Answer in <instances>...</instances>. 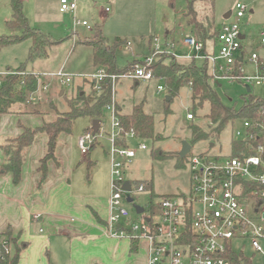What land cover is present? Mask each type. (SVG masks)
I'll return each instance as SVG.
<instances>
[{"label":"rangeland","instance_id":"374dc122","mask_svg":"<svg viewBox=\"0 0 264 264\" xmlns=\"http://www.w3.org/2000/svg\"><path fill=\"white\" fill-rule=\"evenodd\" d=\"M60 1L22 0L23 12L29 26L59 42L52 47L49 57L28 61L31 46L29 40L0 49V79L3 80L8 72L16 74V69L22 64L26 65L27 72L40 75L41 89L35 95L36 101L30 99L25 103H17L13 108L14 111L16 106L26 105L30 110L43 112V114L32 116L37 119L43 116L45 121L49 122L54 119L53 115L69 111L68 100L81 90L87 93L92 91V85L98 82L93 75L99 73V68L94 66L93 49L86 41L94 38V30L97 27L102 30L103 36L109 40L110 44L117 37L130 43L117 50V63L120 68L127 67L136 58H146L157 46H160L162 51L171 50L172 44L176 46V57L180 61L187 62L186 59L181 58L183 52L187 51L182 41L191 32L187 25V0H89L83 9L76 0L78 4L76 15L71 12L60 13ZM248 2H253L251 7L255 10V14L245 19L247 25L243 31L248 37L244 45L260 51L259 33L264 27V0H248ZM236 3L237 0H214L215 16L219 26L227 22L224 18L226 13L235 14ZM12 14L11 0H0V36L23 33L22 29L8 26ZM77 19L87 21L92 30L77 26ZM151 37H153L152 43H150ZM215 53L218 54L217 47ZM246 59V71L253 74L255 67L249 62L248 54ZM201 62L202 60H199L198 63ZM60 72L70 78L71 82L63 84L58 76ZM44 83L48 84L46 91L43 89ZM209 83L226 106L240 108L243 105L242 96L246 92L244 83L233 82L223 76H212ZM159 86L165 87L162 80L137 82L128 76H121L115 85V101L121 112L130 113L134 106L143 104L144 111L155 117V130L163 137L158 142L146 141L147 150L139 149L141 141L136 140L130 143V148L135 150L137 155L124 169V180L134 187L132 197L135 202L129 204L124 201L123 205L136 221L140 219V216L136 214L135 207L143 208L144 216L148 215L153 193L160 196L189 194L191 169L188 162L181 163L179 153L183 142L191 143L192 125H197L206 132L209 131L210 120L207 118L210 112L209 103H205L203 108L195 113L189 88H183L179 96L169 104L166 102V87L165 91L158 93ZM252 90L255 95H264L263 87L253 86ZM189 113L195 115L194 120L188 119ZM91 126L90 118H80L75 122L72 133H63L59 138V145L62 147L60 163H62L58 167L61 172H68L77 189L87 185L88 187L83 189L84 192L82 191L85 194H90L94 188L95 191L96 188L102 191L103 179L107 174L111 186L114 180L110 156L113 148L111 138L114 132L112 111L110 109L105 111L100 133L96 135L95 144L98 145L85 155L81 152L78 142L79 138L85 134V130ZM8 127L9 124L5 126V130ZM3 129L0 124L1 132L4 131ZM240 129H243L242 120L229 123L222 133L215 135L212 140L191 145L190 154L227 155L230 153L231 142L236 139V131ZM5 142V138L0 133V145ZM161 153L169 154V156L162 157ZM90 160L94 164L89 167ZM10 174H4L6 179L1 181L3 183L0 185V191L3 192L0 194L3 196L17 187L12 183ZM142 183L151 184L152 189L138 192L137 186ZM244 252L252 259L253 264H264V253H255L248 244ZM137 259L136 257H106L104 262H95V264H136Z\"/></svg>","mask_w":264,"mask_h":264},{"label":"built area","instance_id":"2783aa9c","mask_svg":"<svg viewBox=\"0 0 264 264\" xmlns=\"http://www.w3.org/2000/svg\"><path fill=\"white\" fill-rule=\"evenodd\" d=\"M251 3L248 0H237L235 14H225L230 13V17L221 26L216 46L218 54L215 53V46L212 51L205 53V43L190 32L182 41L187 51L181 58L208 60L212 76H223L233 82H242L250 88H264V27L259 33L260 51L244 45L248 37L243 31L247 25L245 19L255 14ZM60 5L62 13L71 12L76 15V0H61ZM76 24L92 30L87 21L77 19ZM171 47L168 51H173L176 56V46L172 44ZM154 49L156 55L166 51H162L160 46ZM246 54L250 56L249 62L255 67L253 74L246 71ZM153 62V57H146L142 63L136 64L133 71L123 76L131 77L135 81L153 80ZM58 76L63 84L71 82L63 72ZM105 77L104 69H99L94 79L102 81ZM112 78L115 80L116 76ZM3 82L4 79H0V86ZM47 88L48 86L43 87L45 91ZM163 91L165 87L159 86L158 93ZM36 93L31 96L32 101L36 100ZM257 96L264 100V95ZM109 109L114 119L111 138L113 148L110 151L114 180L111 186V215L107 225L109 237L138 243L147 242L148 264H231L227 258L229 250L244 251L246 244L255 253H264V105L260 109L258 120H243V129L236 131L237 140H258L256 145L244 149L252 151L251 155L234 157L231 149L229 154L223 156L189 153V194L184 197L165 196L155 200L154 211L149 208L146 216L145 211L138 213L135 208L136 214L140 216L137 221L123 205L124 201L129 203L128 194L134 200V187L131 183L130 192L123 190L126 183L124 169L132 163L137 152L130 147L117 145L122 129L115 114V106L112 105ZM188 119L194 120V115L189 113ZM126 137L130 141L137 140L134 130ZM95 143L96 135L92 132H86L78 142L85 155L89 154ZM139 149L147 150L146 142L141 141ZM149 187L150 184H138L137 191L145 192ZM14 254L13 238L0 236V264L7 262Z\"/></svg>","mask_w":264,"mask_h":264},{"label":"trees","instance_id":"16d2710c","mask_svg":"<svg viewBox=\"0 0 264 264\" xmlns=\"http://www.w3.org/2000/svg\"><path fill=\"white\" fill-rule=\"evenodd\" d=\"M187 25L191 32L202 40L206 47L204 52L209 53L208 45L213 47L218 45V38L221 26L217 24L214 10V0H187ZM12 19L8 21L10 28L22 29L20 35H2L0 36V49L26 40L31 42L28 52V61H35L40 58H47L53 46L59 42L54 41L49 35L43 34L38 29L29 26L28 19L23 12L22 0H11ZM200 9V10H199ZM201 11V14H200ZM225 18V17H224ZM94 38H89L86 42L93 49V63L99 69H104L106 77L92 85V91L87 93L81 90L75 96L68 100L69 111L58 114V117L49 122H44L41 127L27 128L20 125L23 133L14 139L7 140L1 145V150L5 157V163L2 170L5 173H11L13 184L18 186L22 180L23 165L26 160V151L34 144L37 136L44 134L48 137V152L41 161L40 171L42 173L41 183H43L49 173L48 163L50 160H57L56 151L59 145V138L62 133L70 134L73 131L75 122L80 118H90L92 122L96 119L103 121L105 111L112 105L115 106V114L120 122L122 129L121 137L117 145L121 147H130L131 141L126 135L134 130L138 141L158 142L163 139L162 135L155 130V117L144 111V105L133 107L129 115L121 114L120 107L115 101V85L120 76L126 75L134 70L136 64L142 63L143 59H135L125 68H120L117 63V50L127 45V42L117 37L112 44L103 36L102 30L97 27L94 30ZM153 37L150 38V43ZM154 58L151 66L154 79L162 80L167 89V96L172 100L179 96L181 90L185 87L191 90V98L194 112L203 108L205 103L210 104V112L207 118L210 120L209 131L202 130L197 125L191 126V145L201 141H210L215 135H219L229 125L236 120H258L261 107L264 100L260 99L251 91L242 96L243 105L240 108L226 106L217 91L210 85L212 77L211 64L208 60L192 59L187 62L180 61L173 51L166 50L164 53L156 55L155 49L150 53ZM147 56V57H149ZM241 63H239L240 65ZM16 74H9L0 86V120L3 115L10 114L16 103H25L31 99V96L38 91L40 80L39 76L29 73L26 65L22 64L16 69ZM112 76H116L113 80ZM167 98V97H166ZM166 102L168 103L167 99ZM195 117V115H194ZM93 124V123H92ZM86 132H93L92 126ZM100 131L97 133L99 134ZM96 134V135H97ZM258 143L257 139L251 142L234 139L231 142V154L234 157L251 155L250 150L244 151L246 147L250 148ZM96 144L93 146V148ZM243 151L245 153H243ZM162 157H168L169 154L161 153ZM172 156V155H170ZM179 160L182 164L188 162V157ZM149 189H152L150 184ZM185 195H183L184 197ZM165 196L152 195L150 210L154 211V201ZM4 236L12 238V231L9 229ZM15 244V254L4 264H18L20 255L24 246L18 245L17 240L13 239ZM138 242H132L131 251L137 252ZM231 264H253L252 259L245 255L244 251L230 249L227 255Z\"/></svg>","mask_w":264,"mask_h":264},{"label":"crops","instance_id":"0c3cea01","mask_svg":"<svg viewBox=\"0 0 264 264\" xmlns=\"http://www.w3.org/2000/svg\"><path fill=\"white\" fill-rule=\"evenodd\" d=\"M77 1L83 9L89 0ZM208 48L210 52L213 46L209 44ZM34 74L40 77L38 73ZM44 86L48 84L44 83ZM40 89L39 84L37 93ZM131 113L132 111L121 112L124 115ZM34 114L40 115L43 112L30 110L21 104L16 106L15 111L12 109L10 114L3 115L0 120L1 127L4 128V131L0 130L2 137L6 141L19 137L23 133L20 125L27 128L41 127L46 122L45 119L43 116L37 119L32 116ZM53 117L55 120L58 115ZM7 124L9 127L5 130ZM47 152L48 137L41 134L26 151L21 183L7 195L0 194V236L11 229L12 238L17 240L18 245L24 246L18 264H95L104 262L106 257H136L139 259L136 264H148L147 242L142 241L143 243L138 244L137 252H132L131 241L114 239L107 234L112 194L108 174L103 179L102 191L97 188L95 191L94 188L90 194L82 193L88 186L77 189L68 172L60 171L58 165L62 163V147L58 145L57 160L49 161L48 177L41 183V161ZM4 163L5 157L0 145V185L3 183L1 181L6 179L4 174H7L2 170ZM93 164L90 160L88 166ZM10 179L13 183L12 174Z\"/></svg>","mask_w":264,"mask_h":264},{"label":"water","instance_id":"95a60500","mask_svg":"<svg viewBox=\"0 0 264 264\" xmlns=\"http://www.w3.org/2000/svg\"><path fill=\"white\" fill-rule=\"evenodd\" d=\"M224 17H225V19H228L230 17V13L225 15ZM242 39H245V37L242 36ZM247 89H248V91H251L249 87ZM166 99H167V101L169 103L172 100V97L171 96H167ZM101 124H102L101 120L96 119V120L93 121L92 128H93V132H94L95 135L101 130ZM191 149H192V146H191L190 143L183 142L182 150L179 153V156L181 158H186L187 155L191 152ZM123 190L126 191V192H130L132 190L130 182H126L124 184ZM128 202L129 203H133L134 202V200L130 197V194H128ZM135 208L138 211V213H143L145 211L143 208L138 207V206H136Z\"/></svg>","mask_w":264,"mask_h":264}]
</instances>
